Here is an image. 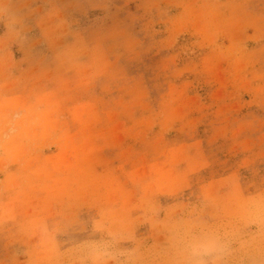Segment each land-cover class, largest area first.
<instances>
[{"label": "rangeland", "instance_id": "374dc122", "mask_svg": "<svg viewBox=\"0 0 264 264\" xmlns=\"http://www.w3.org/2000/svg\"><path fill=\"white\" fill-rule=\"evenodd\" d=\"M87 105L100 127L78 125ZM115 150L123 168L148 167L149 202L203 218L205 181L237 171L249 210L193 239L180 221L175 251H124L105 226L73 239L105 201ZM0 153L50 166L31 179L33 199L45 194L68 221L51 251H23L2 222L8 263L235 264L264 244V0H0Z\"/></svg>", "mask_w": 264, "mask_h": 264}, {"label": "crops", "instance_id": "0c3cea01", "mask_svg": "<svg viewBox=\"0 0 264 264\" xmlns=\"http://www.w3.org/2000/svg\"><path fill=\"white\" fill-rule=\"evenodd\" d=\"M91 106L87 105L79 110L83 113L77 119L79 126L100 127L99 121L90 118L86 113V110L87 112L91 110V114L94 117V107ZM83 110L85 111L83 112ZM30 138L32 137H27L25 142L36 141ZM120 138L122 141L119 140ZM65 140L67 141L68 139ZM73 141L80 144H94L103 140L95 137H92V139L79 137ZM128 141L126 137H118L114 143L117 142L116 144H119ZM115 151L116 155L112 154L111 158L115 162L116 169L112 172L110 182L105 186L103 195L105 201L94 208L96 211L93 216H83L80 219L81 229L80 231H73L75 232L71 235L73 239L75 238L79 241L89 239L91 236L85 234V232L88 230L96 232L105 226L110 240L125 242L124 251H137V248L139 251H147V246L149 245L153 247L154 251H175L184 232L177 226L180 221L185 220L187 224V235H183V237L193 239L198 235L205 234L206 228L208 231L212 223L215 224L231 218L243 217L249 210L246 201L247 193L237 171L222 173L214 179L205 181L202 196L206 200L204 202L206 215L203 218L188 214L185 212V206L173 207L174 202L169 203L162 200L149 202V199H145L150 193L145 187L149 174L148 167L143 163L135 169L123 168L124 164L119 162L121 157L117 155L118 151ZM14 161V156L11 158L8 154L0 153V166L3 163L7 164L6 171L0 172V224L4 221L9 223L10 228L7 230H11L12 234L15 233V237L11 235L9 239L13 240L15 238V240L24 241L25 250L23 251H51L47 241L53 239L59 241L65 234L64 230H67L63 227L67 225L68 221L65 222L66 217L60 214L61 211L55 209V201L46 199L45 194L38 199H33L35 195H32V193L35 189L31 179L43 178L44 182L51 177L52 168L43 166L38 173H35L29 168L24 169L14 165ZM131 170L135 174L134 178L138 177L137 181L134 182L138 183H133L130 177L132 176ZM126 176L129 178L126 179ZM216 184L219 185L217 189H215ZM12 187L15 188V192L22 191L23 194H20L21 196L18 198L16 197L18 195H16L15 199L12 198L11 200L9 192ZM133 192H139L140 194L135 195ZM216 198L219 201H215ZM59 215L61 216L57 219ZM54 219L55 221H53ZM254 230L256 231V228ZM263 233L264 230L261 234ZM1 236L0 234V239ZM57 249L61 251L60 244ZM17 251L19 250L15 248V256L21 254V251ZM12 255H14L12 252H3L2 247L0 250V264H12L8 263L12 259H9ZM41 255L39 256L41 257ZM37 260H40V258H26L21 264H32V262ZM221 263L220 258L218 264ZM261 263H264L263 243L254 251H236L235 264ZM15 264L18 263L15 262Z\"/></svg>", "mask_w": 264, "mask_h": 264}]
</instances>
